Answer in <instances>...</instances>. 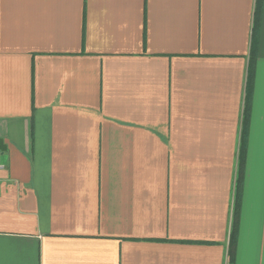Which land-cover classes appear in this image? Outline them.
Masks as SVG:
<instances>
[{"label": "crops", "instance_id": "obj_1", "mask_svg": "<svg viewBox=\"0 0 264 264\" xmlns=\"http://www.w3.org/2000/svg\"><path fill=\"white\" fill-rule=\"evenodd\" d=\"M0 163V264H264V0H0Z\"/></svg>", "mask_w": 264, "mask_h": 264}, {"label": "trees", "instance_id": "obj_2", "mask_svg": "<svg viewBox=\"0 0 264 264\" xmlns=\"http://www.w3.org/2000/svg\"><path fill=\"white\" fill-rule=\"evenodd\" d=\"M251 81H252V72L249 73V78H248L247 95H246L247 96V102L249 101V98H250V92H248V89H249V86H251ZM246 120H248V118H246ZM241 153H244V152H241ZM241 159H242V156H241ZM239 182H240V178H239ZM239 199H240V193L237 194V202L239 201ZM235 232H236V228L234 229L233 235H232V241L233 242H234L233 238L235 236Z\"/></svg>", "mask_w": 264, "mask_h": 264}, {"label": "built area", "instance_id": "obj_3", "mask_svg": "<svg viewBox=\"0 0 264 264\" xmlns=\"http://www.w3.org/2000/svg\"><path fill=\"white\" fill-rule=\"evenodd\" d=\"M2 167L1 163H0V168Z\"/></svg>", "mask_w": 264, "mask_h": 264}]
</instances>
